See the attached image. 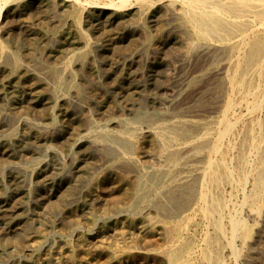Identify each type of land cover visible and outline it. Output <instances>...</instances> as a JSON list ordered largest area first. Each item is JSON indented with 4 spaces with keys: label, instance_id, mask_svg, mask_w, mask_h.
Wrapping results in <instances>:
<instances>
[{
    "label": "rangeland",
    "instance_id": "rangeland-1",
    "mask_svg": "<svg viewBox=\"0 0 264 264\" xmlns=\"http://www.w3.org/2000/svg\"><path fill=\"white\" fill-rule=\"evenodd\" d=\"M132 2L120 10L105 9L103 0L7 4L0 21V43L7 50L0 60V264H49L80 236L86 246L79 249L75 264H141L137 254L163 250L165 236H150L148 230L129 251L113 256L110 246L100 248L109 239L108 224L133 220L140 228L144 215L170 222L193 205V181L185 190L162 181L151 194L139 189L144 175L161 162L164 166L171 150L197 144L166 89L168 68H183L180 49L170 50L169 38L159 31L155 11L161 5ZM7 27L11 37L3 34ZM189 73L191 89L209 80ZM190 95V89L184 91L180 101ZM199 97L189 100L203 106ZM180 152L174 178L191 161ZM113 181L114 192L106 187ZM258 228L254 225L253 231ZM253 252L236 263L264 264L263 238Z\"/></svg>",
    "mask_w": 264,
    "mask_h": 264
},
{
    "label": "bare ground",
    "instance_id": "bare-ground-1",
    "mask_svg": "<svg viewBox=\"0 0 264 264\" xmlns=\"http://www.w3.org/2000/svg\"><path fill=\"white\" fill-rule=\"evenodd\" d=\"M11 1L18 0H0L1 22L5 18L7 4ZM103 1L107 8L102 6L107 10H120L134 5L132 0ZM136 3H141L144 7L161 5L155 11L158 15L156 21L159 31L169 38L167 47L170 50L176 48L181 51L179 68L183 69L168 68L170 84L166 89L170 103H174L178 114H182L189 122L186 131L194 134V142L197 144L192 147L191 143H187L186 150L184 146L180 149L182 152L179 150L185 155V159L191 161L189 160L186 167L176 171L175 178L171 173L180 163V155L178 151L171 150L164 166L161 162L146 171L139 189L143 193L151 194L161 181L175 183L173 187L178 189L193 181L194 203H189L190 208L180 215H175L174 220L170 222L163 221L164 216L162 220L156 219L155 215L142 216L140 228L135 227L133 220L111 222L107 226L109 239H102L100 248L103 245L110 246L113 256L122 250L126 253L130 245L134 246L135 239H141L149 230L150 236H165V248L161 251L138 253L141 264H159L161 260L167 264H238L236 261L243 254L251 258L259 240L264 239V0H137ZM92 4L98 5V2L94 1ZM10 29L4 28L3 34L11 37ZM2 45L3 43H0V60L6 50L5 45ZM190 71L200 81L205 77H209V80L204 85L191 89L190 81L187 82L191 77L187 76ZM179 73L181 75L177 76ZM188 89L190 97L180 101L181 95ZM197 96H200L197 101H201L203 106L193 103L195 100H189ZM166 136L172 142L171 137ZM114 185H117L115 181L109 182L106 187L114 192L117 190L116 186L112 189ZM185 195L187 196V193ZM132 211L133 209L130 212ZM248 220L253 222V226L249 225ZM254 225L260 228L253 231ZM186 234L189 239L184 242L183 236ZM114 240L116 242H113ZM41 241L42 239L37 243L40 245ZM85 246L86 241L80 236L75 245L72 243L66 248L63 246L61 257L49 264H75L79 249ZM88 258L87 256V260Z\"/></svg>",
    "mask_w": 264,
    "mask_h": 264
}]
</instances>
